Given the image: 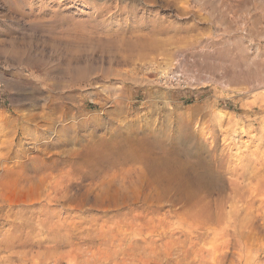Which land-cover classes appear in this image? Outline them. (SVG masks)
Masks as SVG:
<instances>
[{"label": "rangeland", "instance_id": "1", "mask_svg": "<svg viewBox=\"0 0 264 264\" xmlns=\"http://www.w3.org/2000/svg\"><path fill=\"white\" fill-rule=\"evenodd\" d=\"M116 5L0 0V176L32 185L13 209L31 218L28 264H264L263 237L188 239L203 229L177 223L128 143L264 162V0ZM10 230L1 220L0 239Z\"/></svg>", "mask_w": 264, "mask_h": 264}, {"label": "bare ground", "instance_id": "2", "mask_svg": "<svg viewBox=\"0 0 264 264\" xmlns=\"http://www.w3.org/2000/svg\"><path fill=\"white\" fill-rule=\"evenodd\" d=\"M99 1L101 10L110 11L111 8H117V5L112 7L114 0ZM145 1L151 5L157 2V0H131V4L136 7L143 5ZM143 41L147 43L145 46L153 47L156 42L158 44V40L153 37L147 42L143 37H138L139 43ZM128 140L130 146L136 145L143 149L141 150L144 153L142 171L148 183L170 190L173 204L181 205L173 215L176 221H182L177 223L182 228L195 226L196 229H203L200 234H190L187 236L188 239L264 238V162H258L259 156L255 158L251 156L250 166L253 167L244 163L242 168L239 166L230 168L225 154L220 153L218 148H206L204 143H196L189 138L184 140L174 138L169 143L166 141L160 144H157L158 140L155 136L146 138L133 135ZM187 143L192 144L191 148L183 147L188 146ZM4 163L5 161L0 159V166ZM22 179H16L11 175L0 176V221L7 222L11 228L10 232L12 231L3 234V239H0V251L8 250L11 253L1 260L8 264H14L10 259L15 256L14 250L18 247L15 242L18 237L23 238L20 245L23 251L18 252L17 257L22 258V264H28L29 261L28 229L31 227V218L27 213H20L21 216H18V212H13L16 206L23 208L26 206L25 199L32 187L31 183L21 184L24 181Z\"/></svg>", "mask_w": 264, "mask_h": 264}]
</instances>
